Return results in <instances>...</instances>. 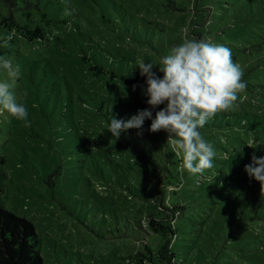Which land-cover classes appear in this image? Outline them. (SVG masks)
<instances>
[{"label":"rangeland","instance_id":"obj_1","mask_svg":"<svg viewBox=\"0 0 264 264\" xmlns=\"http://www.w3.org/2000/svg\"><path fill=\"white\" fill-rule=\"evenodd\" d=\"M168 4V0H94L90 6L70 0L74 15L67 17L63 12L71 21L67 32L57 28L53 34L48 32V43L37 45L18 39L15 33L8 46L11 54L4 55L0 49V56L19 67L12 91L28 111L26 121L7 113L0 116V154L6 159L8 174L1 198L9 211L34 224L47 264H131L128 258L142 250L143 241L132 222L154 213L150 202L161 189L171 204L186 205L182 229L193 235L201 231L196 221L217 213L222 205L219 194L212 191L215 188L206 190L204 182L195 185L204 180L201 174L190 175L171 164V178L163 153L143 135L137 136L136 129L122 133L118 140L112 137L107 131L111 116L122 117L112 109L107 113V106L133 93V85L135 91L146 86L90 71L81 60L90 55L87 40L109 49L113 61L134 62L128 52L140 50L137 46L145 41L156 43L157 34L179 45L195 38L187 36L194 29L201 39L230 48L233 61L243 63L248 58L243 46L264 41V15L256 13L255 3L254 15L232 8L223 11L214 3L210 14L191 16L184 22L185 34L172 31L181 28V21ZM140 19H156V29L149 26L144 32ZM12 26L8 9L0 7V37L11 33ZM75 28L83 36H67ZM160 50L171 52L164 44ZM242 69L246 88L235 106L199 129L216 152L213 167L205 170L204 177L218 168L219 173L229 172L237 153L253 143L248 130H254L258 145L264 146V63ZM5 79L12 83L0 70V81ZM168 179L175 193H168ZM245 231L237 243L217 242L216 252H212V239L205 236L201 251L182 264H264V223L251 221Z\"/></svg>","mask_w":264,"mask_h":264},{"label":"trees","instance_id":"obj_2","mask_svg":"<svg viewBox=\"0 0 264 264\" xmlns=\"http://www.w3.org/2000/svg\"><path fill=\"white\" fill-rule=\"evenodd\" d=\"M93 1L75 0L77 4L90 3V6ZM168 1L167 7L174 13V17L181 21V28H174L172 31L176 29L183 30V34H185V29L182 26L185 24L184 22L189 20L191 16L195 17L203 13L210 14L214 3H217L218 7L223 11L232 8V11L234 9L238 12L250 11L252 15L255 14L253 11V3H255L258 5L256 13H263L264 15V0H248L249 5H247L245 0ZM0 7L8 9L10 22L13 24L9 31L12 32L14 30L18 39L31 45L33 43L37 45L41 41H47L48 43L50 40L47 37L48 32L53 34L55 30H58L57 28H65L66 32L67 28H70L69 21L63 15L66 8L71 9L70 0H0ZM18 11H22V13H16ZM140 22L141 28L146 33L149 28L155 27L156 29L155 24L158 23L156 19L151 21L140 19ZM102 23L104 24L105 21ZM194 24L197 27L200 26L199 23ZM76 29L73 31L70 29L67 36L71 33L83 36L79 29ZM157 29L158 31H163V27L160 28L158 25ZM188 35L201 39V34L194 32V29L191 30V34L188 32ZM156 36V43L145 41L144 44L137 46L140 50L130 51L127 55L134 62V59L143 57L142 60L146 63L158 64L160 59L167 55L166 52L160 50V45L164 44L171 51L176 46V43L174 44L171 38L167 37L164 39L158 34ZM45 37L46 39H44ZM92 41L93 43L87 40L90 55L81 56L82 63L87 64L90 71L107 74L111 79L117 78L130 84L144 83V86H146V77L140 75V70L136 67L137 64L129 62L130 60L127 59L113 61L110 59L111 51L109 49H105L102 46L99 47L97 45L98 42ZM1 48L4 49V55H9L12 52V48L4 47L2 42H0ZM243 52L248 54V58L243 63L238 62L242 68L245 67L246 70H250L264 63V41L243 46ZM125 63L127 64L126 69L123 68ZM153 71L157 75L162 76L158 71V66H155ZM146 100L147 97L142 94V91H134L124 97L114 99L112 105L110 107L108 105L105 111L109 113V110L112 109L115 114L120 115L123 119H128L135 115L138 110L149 108ZM162 107L164 105L152 110L153 118H155V111H159ZM150 124L151 121L146 119L143 124V136L155 150L163 153L166 170L170 177L173 178L168 166L174 164V168L180 169L182 159L177 157L170 147H167L168 134L163 130L158 133H150L148 131ZM137 131L139 130L136 129V133ZM248 131L250 139L253 141V143L251 142L253 148L246 145L243 150L237 153L229 172L225 174L219 173L222 171L218 168L215 173H208L206 177L199 175L204 180L196 181L195 184L196 186H201L204 182L206 190H208V187L215 188L212 191L217 192L221 197L222 205L220 208L222 210H219V208L217 213H208L202 220H197L196 222L201 231L197 230L194 235L187 233L182 229L186 205L171 204L168 201L169 199H165L161 189L158 193L156 192L152 199L153 201L150 202L155 210L154 213L147 214L132 222L134 231L143 234V241L140 244L142 250L129 257L127 263L182 264L183 260L186 262L192 255L196 256L201 251L205 236L212 239V252H216L217 249H214L215 244L221 240L227 243H237L246 234L245 229L250 226L251 221L257 220L259 225L264 223V193H261L260 183L255 179H250L244 171L245 165L251 162L253 153L257 157L264 156V146L257 145L259 137L255 139L254 130ZM261 133H264V131L262 130ZM254 143H256L257 147ZM146 173L148 172L146 171ZM7 179L6 159L0 154V264H47L42 254V241L36 232L34 224L30 220L9 211L2 201L1 195ZM168 182L172 186L171 188L169 185L166 187L168 193L171 191L175 193L173 182L169 179ZM176 184L178 185V183ZM219 212L222 213L221 216H219ZM225 228L228 230L227 235H224ZM186 241H189L190 244L182 246L181 244ZM210 259L213 260L212 254Z\"/></svg>","mask_w":264,"mask_h":264},{"label":"clouds","instance_id":"obj_3","mask_svg":"<svg viewBox=\"0 0 264 264\" xmlns=\"http://www.w3.org/2000/svg\"><path fill=\"white\" fill-rule=\"evenodd\" d=\"M64 15L71 17L74 10L66 8ZM14 36L13 30L0 37L3 46L8 47ZM155 66H158L162 76L153 71ZM136 67L140 75L146 77L142 94L147 97L149 108L138 110L128 119L111 116L107 131L116 140L131 129L139 130L137 136H142L143 124L146 119L150 120V133L163 130L168 134L166 145L177 157H181V172L187 170L190 175H202L205 170L211 169L216 152L199 129L218 113L231 110L239 93L246 88L244 71L239 63L233 61L231 49L203 39L186 38L163 56L158 64L139 60ZM0 70L12 80V83L8 79L0 81V116L7 113L16 120L26 121L28 111L12 91L19 67L14 66L8 57L0 56ZM136 87L133 85V91ZM161 105L164 107L155 111L153 118L152 110ZM244 171L250 179L260 183L261 193H264V156L257 157L253 153Z\"/></svg>","mask_w":264,"mask_h":264}]
</instances>
